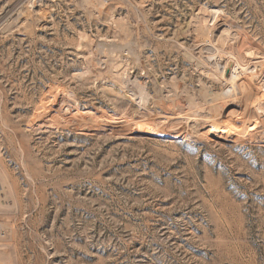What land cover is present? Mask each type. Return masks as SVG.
<instances>
[{
    "label": "rangeland",
    "instance_id": "obj_1",
    "mask_svg": "<svg viewBox=\"0 0 264 264\" xmlns=\"http://www.w3.org/2000/svg\"><path fill=\"white\" fill-rule=\"evenodd\" d=\"M0 264H264V0H0Z\"/></svg>",
    "mask_w": 264,
    "mask_h": 264
},
{
    "label": "bare ground",
    "instance_id": "obj_2",
    "mask_svg": "<svg viewBox=\"0 0 264 264\" xmlns=\"http://www.w3.org/2000/svg\"><path fill=\"white\" fill-rule=\"evenodd\" d=\"M212 13H213V15L215 14V13H217V9L216 10H212ZM238 61V60H237ZM248 63V62H247ZM229 64H231V62L229 63ZM228 67H229V65H228ZM231 67V66H230ZM257 70V69H256ZM250 71V70H249ZM260 71V70H259ZM224 74V73H223ZM237 74V73H236ZM234 75V74H233ZM256 75V74H255ZM225 76V75H224ZM218 77V76H217ZM228 78V77H227ZM247 79V78H246ZM236 80V79H235ZM227 81V80H226ZM230 82V81H229ZM247 82H244V81H241V84H246ZM237 84H239V83H237ZM262 110V109H261ZM259 111V110H258Z\"/></svg>",
    "mask_w": 264,
    "mask_h": 264
}]
</instances>
